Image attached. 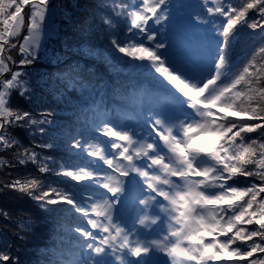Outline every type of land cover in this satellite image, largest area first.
I'll return each instance as SVG.
<instances>
[{
  "label": "snow or ice",
  "instance_id": "obj_1",
  "mask_svg": "<svg viewBox=\"0 0 264 264\" xmlns=\"http://www.w3.org/2000/svg\"><path fill=\"white\" fill-rule=\"evenodd\" d=\"M168 3L133 0L115 5L116 15L126 17L127 28L123 39L112 32L108 51L147 62L178 94L181 114L149 116L141 132L107 121L94 123L90 131L95 135L83 143L73 139L70 146L92 159L68 165L35 150L54 148L55 137L25 146L12 131L39 126L37 131L47 135L42 125L52 123L47 119L51 113H41L44 119H39L10 102L13 91L28 96V82L23 79L27 73L22 69L33 64L42 46L49 0H0V153L10 154L0 155V169L31 163L41 175L54 172L66 178L63 189L35 177L12 178L0 181V192L26 194L46 211L49 205L68 206L63 211L75 225L70 231L78 234L79 250L69 264H112L109 254L116 264H264V47L246 63L235 59L240 28L264 32V0H202L208 19L197 13L195 20L211 24L220 39L210 70L199 78L168 63L159 51L165 45L156 42L150 22L161 25L170 18ZM25 7H30L27 24ZM103 22L117 28L111 19ZM17 48L18 62L11 54ZM17 64L21 70L12 71L10 65ZM252 133L257 136L252 138ZM240 177L261 183L242 184ZM128 185L137 189L135 203L143 207L139 224L160 222L159 239L133 240L135 223L126 227L124 214L114 219L113 208ZM76 186H83L88 194L73 191ZM154 208L158 212L149 217L148 210ZM126 254L137 259L129 261ZM0 264L19 261L0 250Z\"/></svg>",
  "mask_w": 264,
  "mask_h": 264
},
{
  "label": "trees",
  "instance_id": "obj_2",
  "mask_svg": "<svg viewBox=\"0 0 264 264\" xmlns=\"http://www.w3.org/2000/svg\"><path fill=\"white\" fill-rule=\"evenodd\" d=\"M49 3L45 35L42 36L44 41L38 56L33 64L22 69L27 73L23 79L28 82V96L26 98L13 91L10 102L13 108L30 111L39 119H44L41 113H51L47 119L52 123L42 125L47 135L37 131L39 126H33L30 130L15 128L12 131L25 146L51 142L49 136H53L56 143L54 148L37 147L35 150L42 156H52L59 164L83 165L92 158L78 149H72L73 139L83 143L84 138L95 135L90 131L93 124L105 119L120 124L116 112H123L121 103L136 108L138 96L144 97L146 93L156 91L154 82L164 86L169 84L147 62L131 61L114 51L109 54L112 32L123 39L127 28L126 17L117 16L113 9L115 5L131 4L133 0H49ZM201 4L202 0H169L167 14L170 18L161 24L163 36L174 42L183 28L180 24L185 23L187 39L193 41L207 37L213 57L220 39L216 29L211 24L196 20L182 22L187 14L195 18L197 13H201L203 18L208 19ZM173 13L181 16L173 18ZM105 19H111L117 28L110 29L104 24ZM27 22L28 19L25 24ZM169 27L170 35L167 34ZM24 34L26 27L17 38L19 42H22ZM237 40L235 59L246 63L260 47H264V32L245 26L239 29ZM11 54L15 61L21 59L18 48L12 50ZM10 68L12 71L21 70L18 64L10 65ZM80 133H84V137ZM249 135L255 138L257 133ZM0 155L8 158L10 154ZM33 177L43 180L45 185L65 188L66 178L58 177L54 172L41 175L31 163L26 167L0 169V181ZM252 180L254 178H239L242 184ZM254 182L261 183L259 180ZM72 190L85 196L88 194L83 186H76ZM47 207L49 211L41 208L36 200L17 191L0 192V250L17 257L19 264H69L73 253L68 249V244L75 241L70 229L75 225L63 211L68 206ZM5 213L8 214L7 218Z\"/></svg>",
  "mask_w": 264,
  "mask_h": 264
},
{
  "label": "rangeland",
  "instance_id": "obj_3",
  "mask_svg": "<svg viewBox=\"0 0 264 264\" xmlns=\"http://www.w3.org/2000/svg\"><path fill=\"white\" fill-rule=\"evenodd\" d=\"M50 4V3H49ZM30 12V7H25L24 15L25 20L28 19V13ZM173 18L181 16L179 13H173ZM186 18H182V22L190 21L194 22L195 18L192 15L187 14ZM27 18V19H26ZM152 28L156 31V42H162L165 47L160 49L159 51L163 53L162 58L165 59L168 63L172 64L174 67L180 69L183 73L188 76H195L197 78L200 77L201 74H206L211 68L212 62V46L208 40V38L204 39H194L193 41H189L185 35L187 25L184 23L180 24L182 28L180 34L177 35L174 42L172 40H167L166 37L163 36L164 32L161 25H155L154 23L150 22ZM186 27H185V26ZM168 35H170L171 28H168ZM42 41H44L42 37ZM145 43H150L145 41ZM154 47V43H152ZM166 92H159L153 94H146L145 97L138 96V114L136 112L130 110L128 107L125 109L129 112V114L134 115V119L131 122H125L123 120L120 121V124H115L121 127V124H124L123 127L127 128L128 130H135L136 132L142 131V125L147 117L158 114L161 118L166 116H173V115H180V105L175 98L178 94L174 92V89L170 85L169 88H165ZM182 99V98H181ZM127 114V112H125ZM119 117V116H117ZM126 117V116H125ZM124 117V118H125ZM120 118V117H119ZM118 118V119H119ZM107 121L108 120H102ZM111 123V122H110ZM113 124V123H112ZM100 166L105 169L106 166L102 165V162H99ZM175 179V178H173ZM128 191L121 196V202L119 207L117 204L113 208V217L114 219H118L122 214L126 216L127 224L126 227H132L131 220L134 217L135 228H133V235L131 238L133 240L140 239V240H152V239H159L160 238V222L157 225H152L149 221H146L145 225L139 224V219L144 215V211L142 209H137L138 205L135 203V197L138 195L137 189L131 185H128ZM166 188V186H165ZM100 191H103L100 189ZM147 195V192L144 193ZM162 200V198H160ZM135 203V204H134ZM164 204H167L166 201H163ZM126 205V207H125ZM116 210V211H115ZM119 210V211H118ZM148 210V215L151 217L154 212H158V208H154ZM162 220L164 219V214L160 213ZM131 224V226L129 225ZM72 238L75 240L68 249L74 253L78 252V248H76V237L78 234L71 232ZM90 251V250H89ZM110 252V250H109ZM156 256L161 260L167 262L168 258L164 256L162 253L156 252ZM94 255V254H93ZM99 257H97L98 259ZM125 258L129 261H135L137 258L131 256L130 254H126ZM107 259L112 262V264H116L114 257L109 254Z\"/></svg>",
  "mask_w": 264,
  "mask_h": 264
},
{
  "label": "bare ground",
  "instance_id": "obj_4",
  "mask_svg": "<svg viewBox=\"0 0 264 264\" xmlns=\"http://www.w3.org/2000/svg\"><path fill=\"white\" fill-rule=\"evenodd\" d=\"M135 204V203H134Z\"/></svg>",
  "mask_w": 264,
  "mask_h": 264
}]
</instances>
